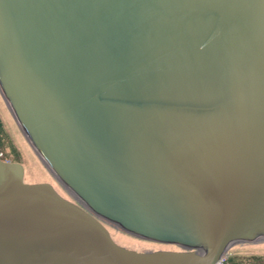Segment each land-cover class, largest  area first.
<instances>
[{"label":"water","instance_id":"obj_1","mask_svg":"<svg viewBox=\"0 0 264 264\" xmlns=\"http://www.w3.org/2000/svg\"><path fill=\"white\" fill-rule=\"evenodd\" d=\"M0 93L73 197L0 159V264H215L264 240V0H0Z\"/></svg>","mask_w":264,"mask_h":264},{"label":"rangeland","instance_id":"obj_2","mask_svg":"<svg viewBox=\"0 0 264 264\" xmlns=\"http://www.w3.org/2000/svg\"><path fill=\"white\" fill-rule=\"evenodd\" d=\"M0 120L12 146V149L5 146L4 156L19 162L23 166V181L28 183L49 182L62 196L73 200L72 195L56 180L37 156L12 116L1 93ZM104 224L113 240L126 248L137 251L177 250L174 244L143 239L126 233L107 222H104ZM229 254L233 260L238 261V264H264V240L236 242L229 247L227 255Z\"/></svg>","mask_w":264,"mask_h":264},{"label":"trees","instance_id":"obj_3","mask_svg":"<svg viewBox=\"0 0 264 264\" xmlns=\"http://www.w3.org/2000/svg\"><path fill=\"white\" fill-rule=\"evenodd\" d=\"M5 146L9 147L10 149H12V146L8 140V137L3 129L2 123L0 121V156H4L5 151L4 148ZM227 263L228 264H238V261L233 260V258L231 257V255L229 254L227 256Z\"/></svg>","mask_w":264,"mask_h":264},{"label":"built area","instance_id":"obj_4","mask_svg":"<svg viewBox=\"0 0 264 264\" xmlns=\"http://www.w3.org/2000/svg\"><path fill=\"white\" fill-rule=\"evenodd\" d=\"M215 264H228L227 263V254L220 256Z\"/></svg>","mask_w":264,"mask_h":264},{"label":"flooded vegetation","instance_id":"obj_5","mask_svg":"<svg viewBox=\"0 0 264 264\" xmlns=\"http://www.w3.org/2000/svg\"><path fill=\"white\" fill-rule=\"evenodd\" d=\"M1 121V120H0ZM1 155V154H0ZM0 159H2V160H4V161H14V160H12V159H10V158H7V157H5V156H0ZM177 248V250H179V249H182L181 247H179V246H177V245H175Z\"/></svg>","mask_w":264,"mask_h":264}]
</instances>
